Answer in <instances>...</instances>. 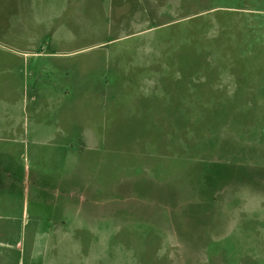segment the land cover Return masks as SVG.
<instances>
[{"label": "rangeland", "instance_id": "obj_1", "mask_svg": "<svg viewBox=\"0 0 264 264\" xmlns=\"http://www.w3.org/2000/svg\"><path fill=\"white\" fill-rule=\"evenodd\" d=\"M0 264H264V0H0Z\"/></svg>", "mask_w": 264, "mask_h": 264}, {"label": "crops", "instance_id": "obj_2", "mask_svg": "<svg viewBox=\"0 0 264 264\" xmlns=\"http://www.w3.org/2000/svg\"><path fill=\"white\" fill-rule=\"evenodd\" d=\"M14 174L13 167L9 162L6 161V163L1 164L0 161V184L4 182H11L12 181V175Z\"/></svg>", "mask_w": 264, "mask_h": 264}]
</instances>
